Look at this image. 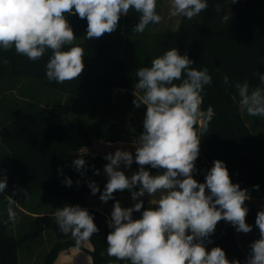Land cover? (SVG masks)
<instances>
[{"label":"clouds","instance_id":"obj_1","mask_svg":"<svg viewBox=\"0 0 264 264\" xmlns=\"http://www.w3.org/2000/svg\"><path fill=\"white\" fill-rule=\"evenodd\" d=\"M237 0H231L236 3ZM208 8V0H170V15L191 20ZM219 11V5H217ZM139 14L132 31L143 33L150 24H159L157 0H0V49L14 47L17 54L32 61L46 52L49 81L64 83L79 78L84 70L85 50L74 44V31L67 19L78 15L87 20L86 38L97 39L119 27L122 16ZM230 17L225 15L224 22ZM194 61L177 48L167 50L151 61L150 67L137 69L135 89L146 107L143 132L130 142L107 152L103 173L107 177L103 191L94 180L88 181L92 195L107 203L114 200L107 225V255L129 264H241L229 260L223 248L207 245L218 222L230 223L237 233H250L246 222L249 189L233 183L225 162L214 160L204 182L194 178L201 139L208 133L214 110L202 109L205 87L212 84L207 68L192 67ZM264 84V74L259 75ZM223 82L230 84L225 75ZM240 107L249 115L264 117V87L250 89L247 81L235 82ZM136 95V93H134ZM137 108L140 103L134 100ZM112 147L111 144L108 145ZM138 170L129 176L125 169L133 163ZM72 167L81 175L89 167L84 155H78ZM94 169V166H91ZM150 169H156L153 174ZM62 173V169H58ZM100 170L94 169V175ZM71 186L73 181H62ZM78 185L80 181L76 182ZM8 188L0 170V193ZM259 190V185L253 186ZM27 196L25 189H17ZM128 191L134 202L130 207L115 200L116 192ZM15 192V191H14ZM158 198L151 199L157 197ZM149 197L148 206L142 197ZM141 213L134 218V213ZM9 221L15 223V211L8 208ZM59 232L71 235L79 245L88 241L99 228L86 208L65 205L54 212ZM259 238L249 244L243 264H264V206L256 214Z\"/></svg>","mask_w":264,"mask_h":264},{"label":"trees","instance_id":"obj_2","mask_svg":"<svg viewBox=\"0 0 264 264\" xmlns=\"http://www.w3.org/2000/svg\"><path fill=\"white\" fill-rule=\"evenodd\" d=\"M161 3L162 0H157L158 14ZM225 15L230 17L228 22L223 21ZM138 17V13L130 11L121 17L116 31L97 38L92 50L85 52L81 76L64 83L49 81L46 77L51 52L32 61L17 54L14 47L7 51L0 49V82L5 79L9 82L3 92L14 87L19 78L33 77L71 97L85 93L87 101L91 102L97 96H111L110 101L116 105L118 93L132 96L130 91L124 90L138 82L137 69L150 67L153 59L177 48L181 55L186 53L194 61L192 67L207 68L212 77V84L205 87L201 107L206 110L211 106L214 115L208 133L201 139L195 162L198 171L194 178L204 182L206 171L218 159L225 162L233 183L249 189L250 197L264 198V121L251 115L252 123H248L242 114L236 89L230 86L247 81L250 89L264 87L259 80V75L264 74V0H237L236 3L208 0V8L198 16L191 20L182 17L176 29L152 35L147 28L142 34L132 31ZM67 19L76 37L86 35V19H80L78 15H69ZM225 75L229 85L223 82ZM112 113L111 119L115 121L117 113L115 110ZM2 123L0 141L5 147L0 143V170L7 177L8 188L0 193V204L3 199H13L28 211L27 214L37 217L35 214L45 212L35 210V205L30 204L38 194L44 193L50 199L73 200L76 205L88 209L99 228V232L89 239L93 246L90 251L93 264H129L107 255L106 238L111 231L107 225L109 217L102 210L87 205L91 198L100 195H92L87 184L94 180L103 191L107 181L103 173L107 163L104 155L121 145L132 150V140L98 137L79 120L67 119L61 112L41 104L13 112ZM80 130L82 135L75 136L74 133ZM79 154L84 155L89 166L84 176L72 167ZM91 166L99 169L100 174L94 175ZM136 167L134 162L130 170L125 169L126 174ZM58 169H62V173ZM149 170L157 172L156 169ZM65 178L73 181L71 186L62 182ZM77 181H80L79 185ZM254 185H259L258 191L253 189ZM17 189H25L27 196ZM114 197L118 200L117 193ZM247 207L246 222L253 225L257 212L254 207ZM29 225L30 230L21 236L10 234L0 209V264H20V243L35 239L42 230V226H36L33 221ZM210 239L213 247L225 250L229 260L239 259L243 264L247 254L239 246L235 228L230 223L218 222ZM72 246L84 248L71 236L56 242L46 256V264H55L59 253Z\"/></svg>","mask_w":264,"mask_h":264},{"label":"rangeland","instance_id":"obj_3","mask_svg":"<svg viewBox=\"0 0 264 264\" xmlns=\"http://www.w3.org/2000/svg\"><path fill=\"white\" fill-rule=\"evenodd\" d=\"M159 15L162 17L161 22L159 24H150L147 27L151 35L165 30L176 29L182 20V16L172 17L170 15V0H162L159 7ZM95 42L96 39H88L86 35L76 37L74 41V43L82 46L85 52L91 51ZM8 83L7 79L0 82V91L2 92L0 97V124H3L2 122L13 112L26 111L41 104L42 106L54 108L61 112L67 119L79 120L83 124V127L98 137L111 140H133L143 132V119L146 107L140 102L142 93L135 89L137 82L132 87L124 90L130 91L132 96H128L123 92L117 94L118 98L115 100V103L118 106L110 101L112 99L111 96H97L98 98H95L91 102L87 101L88 96L85 93L71 97L69 94L45 86L39 79L33 77L19 78L14 87L3 92L7 88ZM134 100L140 103L139 108L135 106ZM111 110H115L117 113L115 121L111 119V116L113 117L114 114ZM241 110L248 123H252L251 115L244 109L241 108ZM260 118L264 121V117ZM112 124L115 126L112 127ZM82 133L80 130L76 131L74 135L78 137ZM0 143L5 147L3 142L0 141ZM131 174L128 175L130 176ZM128 193L119 194L118 200L123 204L130 205L131 201ZM143 200L145 201V199ZM249 201L254 205L256 204L252 200ZM249 201L246 204L250 203ZM30 204L35 205V210L48 212L49 216L41 220L37 217H31L27 214L28 211L13 199H3L0 209L4 213V219L10 234L16 236L23 235L30 230L29 224L31 221L36 226H42V230L37 233L35 239L20 243L18 254L20 264H46L45 259L51 247L56 242L65 240L71 236L70 234L65 235L59 232L58 225L54 221V212L57 208H62L65 205H76V203L70 199H50L44 193H41L32 198ZM87 205L94 208L101 207L110 214L113 201L109 200L107 203H104L97 196L91 198ZM9 207L16 213L17 220L15 223L9 221ZM134 218L138 217L134 215ZM212 247L213 245L208 246V249L210 250Z\"/></svg>","mask_w":264,"mask_h":264},{"label":"crops","instance_id":"obj_4","mask_svg":"<svg viewBox=\"0 0 264 264\" xmlns=\"http://www.w3.org/2000/svg\"><path fill=\"white\" fill-rule=\"evenodd\" d=\"M138 169V167H136L134 170L130 171L127 173L128 174H131L132 172L136 171ZM152 172V171H151ZM153 174H155L154 172H152ZM117 193V199H118V196L119 194H122V193H125L127 194L128 191H124V192H116ZM129 194V197H130V205L128 204H125L127 206H132V204L134 203L131 199V195L130 193ZM159 196V193L157 194V197H154V198H151V199H156L158 198ZM141 199H145V207L148 206V200H149V197L145 196V197H142ZM253 202H255L256 204L254 205L253 203H251V201H249L250 203L246 204L247 206H252L255 208L256 212H258L259 210H261V207L264 206V198H253L251 197V199ZM123 204V203H122ZM100 210H102L103 212H105L108 217H110V214L108 212H106L105 210H103L101 207H96ZM37 216V218H40V220L42 218H45V217H48L49 216V213L48 212H43L41 214H35ZM134 215L136 217H140L141 213L137 212V213H134ZM253 226V230L252 232L250 233H247V234H244V233H236V237H237V241H238V244L239 246L241 247V249L243 250L244 253H248L249 251V244L255 240V239H258L259 238V230L258 228H256L255 226V222L254 224L252 225ZM84 248H79V247H75V246H72V247H69L67 249H64L62 250L56 261H55V264H93V261H92V256L90 254V251L93 249V246H92V243L90 242V240L88 241H85V242H81L80 243ZM213 245L212 243L211 244H208V246H211Z\"/></svg>","mask_w":264,"mask_h":264}]
</instances>
